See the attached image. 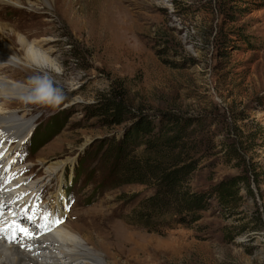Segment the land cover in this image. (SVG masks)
<instances>
[{"label":"rangeland","instance_id":"obj_1","mask_svg":"<svg viewBox=\"0 0 264 264\" xmlns=\"http://www.w3.org/2000/svg\"><path fill=\"white\" fill-rule=\"evenodd\" d=\"M6 1L3 35L24 62L12 61L15 76L1 77L24 91L30 78L48 75L64 96L56 106L0 99L8 120L24 117L30 131L20 144L13 135L7 143L23 151L29 183L62 166L40 193L47 201L61 185L65 225L96 245L101 264H264V0ZM15 28L40 30L30 40L44 43L40 51L56 67L28 64ZM113 94L135 113L193 121L185 140L197 164L192 191L240 177L252 194L243 189L229 212L212 201L191 227L149 232L130 224L139 198L153 190L104 182L102 155L134 123L92 117Z\"/></svg>","mask_w":264,"mask_h":264},{"label":"trees","instance_id":"obj_2","mask_svg":"<svg viewBox=\"0 0 264 264\" xmlns=\"http://www.w3.org/2000/svg\"><path fill=\"white\" fill-rule=\"evenodd\" d=\"M241 38L243 44L247 42L245 36ZM112 97L100 102L93 109L92 117L103 120L108 126L123 125L129 119L134 123L102 155L110 176L104 182L114 187L151 186L153 190L152 196L139 198V207L133 212L130 224L149 232H159L173 225L191 227L212 201L229 212L241 201L243 189L252 194L246 179L240 177L225 179L205 192L192 191L190 177L197 164L186 156L185 140L189 137L188 130L194 126L193 121L160 115L162 121L160 117L135 113L122 98L116 94ZM163 122L171 128L169 134L162 135ZM140 148H144L143 153Z\"/></svg>","mask_w":264,"mask_h":264},{"label":"bare ground","instance_id":"obj_3","mask_svg":"<svg viewBox=\"0 0 264 264\" xmlns=\"http://www.w3.org/2000/svg\"><path fill=\"white\" fill-rule=\"evenodd\" d=\"M15 2L19 3V0H15ZM8 3L9 1L0 0L1 7L7 6ZM6 27L7 25L5 23L0 22V53L3 54L0 56V61H6L0 62V99L14 96L23 98L26 96L25 91L15 88L11 85V82H8L5 78L1 77V74H7L10 77L15 76L12 72V68L8 65L12 61L14 62L15 60H18L20 62H24V59L16 56L12 44L10 43L11 46L7 44L8 39L3 35V31ZM15 30L17 31L19 43L22 49L26 52L25 61L28 64H33L36 67L42 68L56 67L55 64H53L46 57V55L40 51V48L44 47V43L38 40H34V42L30 40L33 36H41L42 32L40 30L35 32L33 31V34L30 33L29 28H15ZM9 55L13 58L8 59ZM261 60L264 61V54L261 56ZM5 115L6 113L0 109V152H3V157L13 151L12 149L17 144L25 141L30 133L29 131L25 135V128H28L26 127L28 123L25 121L24 117L19 120H8ZM9 135H13L16 140V143L13 141L15 143L14 147H11L7 143V138H12ZM21 169L25 171L26 168ZM61 170V165L58 167L47 168L45 169L43 176L37 181L29 183L27 176L24 177V179L17 181L16 184L22 183L23 189L19 188L22 192L37 195L41 190H47L52 186L51 180L59 175ZM56 187H58L56 188V191L50 193V196L46 201V207L53 208L55 211H58L59 215L62 216L64 220L68 216L66 211L67 199L61 193V185L58 184ZM65 223L66 222L63 221L61 225L50 234H40L38 239L34 241H27L26 243L32 245L31 251L21 249L19 246L12 243L4 245L3 241L6 243L8 242L6 240H0V264H101L99 261L101 259H98L97 257L98 253L96 252V254L93 252V250H97L96 245L91 243L90 239L83 237L80 232H76L71 227H67V224L65 225ZM105 236L108 237V235ZM87 246H92L93 249H88Z\"/></svg>","mask_w":264,"mask_h":264},{"label":"snow or ice","instance_id":"obj_4","mask_svg":"<svg viewBox=\"0 0 264 264\" xmlns=\"http://www.w3.org/2000/svg\"><path fill=\"white\" fill-rule=\"evenodd\" d=\"M2 55L0 53V56ZM12 58L11 55L8 56V59ZM2 157L3 152H0V240H6L21 249L31 251L32 245L26 242L34 241L39 238L40 234L58 227L63 222V217L54 212L42 211L38 204L13 211L11 205L18 203L23 197H12L7 202L3 199V193L6 191L5 185L11 183L16 178V174L12 171L10 164L6 165L2 161ZM9 215H11V220L7 219ZM23 220L28 221L32 227L22 223Z\"/></svg>","mask_w":264,"mask_h":264},{"label":"clouds","instance_id":"obj_5","mask_svg":"<svg viewBox=\"0 0 264 264\" xmlns=\"http://www.w3.org/2000/svg\"><path fill=\"white\" fill-rule=\"evenodd\" d=\"M26 93V99L32 103L59 105L64 96L59 88L54 86L53 80L48 75L34 76L27 85L21 86Z\"/></svg>","mask_w":264,"mask_h":264}]
</instances>
